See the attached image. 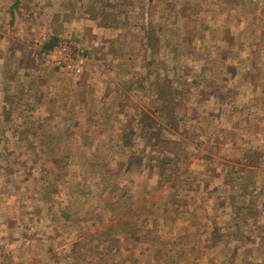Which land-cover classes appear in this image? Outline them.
Instances as JSON below:
<instances>
[{
	"label": "rangeland",
	"instance_id": "374dc122",
	"mask_svg": "<svg viewBox=\"0 0 264 264\" xmlns=\"http://www.w3.org/2000/svg\"><path fill=\"white\" fill-rule=\"evenodd\" d=\"M100 1L131 23L115 40L56 42L87 57L82 105L37 54L56 124L23 81L3 113L0 213L34 232L0 219V264H264V0Z\"/></svg>",
	"mask_w": 264,
	"mask_h": 264
},
{
	"label": "crops",
	"instance_id": "0c3cea01",
	"mask_svg": "<svg viewBox=\"0 0 264 264\" xmlns=\"http://www.w3.org/2000/svg\"><path fill=\"white\" fill-rule=\"evenodd\" d=\"M10 1L12 3L10 4V6L9 4H6V7L8 8H5L4 11V2H2L1 0L2 4L0 3V15H2L3 17H8L6 19H1L0 17V114L6 113L7 115V112H9L10 110L11 102L15 99L12 90L14 87L22 84L23 86H20V90L16 97H18V100L22 99L21 104L23 103V105L28 103L30 97L34 99V103L32 104L31 108H33L35 112L44 114V119L42 120L45 122H43L42 124L41 122L37 123V126L40 129L43 127L44 123L53 121L57 118V116L52 115V113L56 111V100L53 91H50L49 93L47 89L48 87L44 88L43 83L40 82V79H42L41 77H44L42 73L45 71V69L48 68H44L42 64L32 65V62L37 61L36 55L39 54L40 58L44 59L47 57V55L50 58H53L54 54L52 53V48L56 46V42L61 36H68L66 34L70 31L75 34L77 32L88 31L92 35V38L95 39V47L97 48L103 46L104 40H115L116 36H110V33L111 31H115L116 33V26H119L120 21L122 25H130L131 23H129L128 20H119V13L116 14L114 12L106 11L105 6L104 8L102 6L104 5L103 2H99V0L98 2H94L93 0ZM14 6L16 7L14 8ZM148 11L150 12V8L146 7V12ZM104 17L111 18V20L105 22ZM3 20H6L7 22L2 24ZM8 20L10 21L8 22ZM1 24L3 26H1ZM10 30L16 31V34L18 35L17 39H9L8 37H10V35H6L3 33V31ZM106 31H108V35L103 34ZM52 40H55V42ZM49 44H52V47L47 49L46 46ZM42 53L44 56H42ZM34 56L36 58L33 61L32 57ZM27 58H29V60ZM26 62H28V64ZM88 62L93 63L94 59L88 58ZM29 68L33 69V73L32 70H29ZM47 71L48 72L46 73V75L49 76L52 75V73L50 72L62 74V80L57 84L64 86L65 84L63 85V83H66V87L64 86V89L61 88L66 92H69V90L73 89L76 90L79 104L81 106L83 98L86 95L83 92L84 90H82V87L83 84L85 85L88 78L86 76L88 70L85 72V75L81 74V76L78 78H74L78 75L62 73L57 67L55 68V66H49V70ZM90 75L92 74L90 73ZM27 76L34 77L33 82L26 80ZM20 81H23L24 83H21ZM76 82L77 84H75ZM69 84L72 85L70 86ZM46 95H49V98H46ZM44 102H48V104ZM5 119L6 117L3 114V117H0V123L2 121L7 122V120ZM54 123L56 124L55 120ZM16 139L18 140V138ZM45 151L46 148H44L43 152ZM13 154L14 153H12V155ZM0 156L3 157L4 154ZM20 170L21 168H18V171ZM17 182L18 179L15 181V183ZM0 219L3 222L4 220H6L7 223H3L5 226L7 225L5 229H9L13 232L16 231L17 228L19 230H22V233H25V231L30 230L28 229L30 228V226H33H27V230L22 223L20 213L18 214L13 212V214L3 216L1 212ZM33 229L34 228H32L30 231H32ZM32 232H34V230ZM9 253L10 251L3 252L4 256H9ZM13 261L14 260H10L8 263H11Z\"/></svg>",
	"mask_w": 264,
	"mask_h": 264
},
{
	"label": "built area",
	"instance_id": "2783aa9c",
	"mask_svg": "<svg viewBox=\"0 0 264 264\" xmlns=\"http://www.w3.org/2000/svg\"><path fill=\"white\" fill-rule=\"evenodd\" d=\"M74 43L75 42L69 38L60 40L52 50L54 57L50 58L47 55L45 62L54 65L62 72H67V74H81L87 57L80 51H76V43Z\"/></svg>",
	"mask_w": 264,
	"mask_h": 264
},
{
	"label": "trees",
	"instance_id": "16d2710c",
	"mask_svg": "<svg viewBox=\"0 0 264 264\" xmlns=\"http://www.w3.org/2000/svg\"><path fill=\"white\" fill-rule=\"evenodd\" d=\"M150 41H149V46H151V44L153 43L152 41H151V39L150 38H148ZM47 47V49H49V48H51L52 47V44H49V45H47L46 46ZM150 63H152V62H150ZM145 84H144V82L143 83H141V87H143ZM147 123V120L146 119H142L141 121H140V124L141 123ZM149 129H151V127L150 128H147L146 129V131L143 133L144 134V138L145 139H148V140H150V138H151V135L149 134ZM130 134H132V133H130ZM159 137H157L156 136V139H155V142H153L154 143V145L156 144V145H158V143H160V140H157ZM152 160H153V162L154 163H159V166H160V170L158 169V172H162L163 171V169L166 167V166H170V165H175V164H173V163H178L179 162V160L177 159V157H175V158H167V157H165V156H162V157H160V159H154V158H152ZM171 166V167H172ZM176 172H177V170L178 169H174ZM180 178H178V180H175L176 182L172 185V187L174 188V189H176L178 186H180L181 185V183H180ZM174 195V194H173ZM175 196V195H174ZM176 199V198H175ZM172 217H173V214H171L170 216H169V219H172ZM228 235H229V238L231 239L232 238V236H231V233H228ZM2 247V246H1ZM237 260L239 261V258H240V255H238L237 257ZM236 260V261H237Z\"/></svg>",
	"mask_w": 264,
	"mask_h": 264
}]
</instances>
